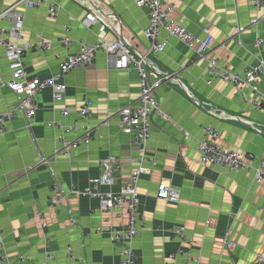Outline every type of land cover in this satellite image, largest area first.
Returning a JSON list of instances; mask_svg holds the SVG:
<instances>
[{"label": "crops", "instance_id": "0c3cea01", "mask_svg": "<svg viewBox=\"0 0 264 264\" xmlns=\"http://www.w3.org/2000/svg\"><path fill=\"white\" fill-rule=\"evenodd\" d=\"M18 1L0 0V13ZM53 1L60 8L53 19L47 17L44 5L28 8L19 4L14 8L23 17L22 41L42 37L52 43L49 50L25 53L29 77L49 78L67 54L78 52L79 42L99 40L98 25L83 24L93 7L114 15L121 34L134 49L146 54L148 11L135 0H87L86 4L78 0ZM167 1L174 4L172 16L181 25L199 36L207 29L214 41L205 57H198L172 37L162 53L147 56L159 70L173 74V79L163 82L156 91L164 116H151L147 152L154 165L145 163L150 172L142 175L137 185L143 226L133 239L136 264H163L166 254L179 247L185 249L187 246L170 232L174 227H183L193 239L191 251L192 256L200 257L198 264H253L255 255L264 250V186L254 182L252 171L228 173L201 164L197 141L202 127L210 124L220 132L219 144L248 154L251 165L264 158V107L252 106L251 90L244 87V99L226 81L206 83L208 58L216 57L239 72L258 57L264 59V43L259 49L254 47L256 37L264 38V17L250 24L256 16L251 0ZM64 25L70 37L68 48L59 42L65 34ZM12 26L11 19L0 17V30ZM105 38H116L113 25L107 27ZM10 70L6 51L0 47V112L16 105L15 93L5 84ZM64 82L66 90L61 101H53L50 90H43L36 99L35 115L28 120L31 125L27 127V119L16 110L7 124L8 131L0 135V264H6L1 260L2 248L11 263L21 254L40 263L45 248L53 252L55 264L120 262L119 247L109 241L107 229L110 225L124 226V213L121 217L104 213L96 200L83 196L72 195L57 207H49L48 200L55 183L65 189L71 183L83 186L89 176L100 174L102 160L108 155L120 161L114 172L113 191L126 181L133 168L128 159L136 156L137 150L132 137L118 127V111L136 102L139 77L134 69L116 68L114 58L97 51L90 65L71 71ZM86 99L92 101L86 124L97 127L103 137L69 147L68 156H62L58 141L62 130L46 122L56 120L61 126L70 125L77 119L75 110ZM62 109H68L69 115L62 116ZM82 134L80 130L71 131L65 137L73 141ZM160 182L178 188L180 202L157 199ZM37 212L42 213L44 228L34 216ZM207 219L214 222L206 225ZM159 227L166 231L159 232ZM224 238L234 242L235 248L226 249ZM68 247L72 257H68ZM175 259L176 264L190 262L186 254Z\"/></svg>", "mask_w": 264, "mask_h": 264}, {"label": "built area", "instance_id": "2783aa9c", "mask_svg": "<svg viewBox=\"0 0 264 264\" xmlns=\"http://www.w3.org/2000/svg\"><path fill=\"white\" fill-rule=\"evenodd\" d=\"M81 3H88L87 0H78ZM140 7H145L148 11V25L144 31L147 41L146 54H142L134 49L127 38H125L119 28V23L115 21L114 15L106 13L101 8L93 7L83 20L87 27L92 24L98 25V37L94 43L79 42V50L74 54H67L59 62L58 71L46 79L29 77L25 69V53L31 50H49L52 43L38 37L35 41H22V22L23 17L18 14L14 8L22 4L28 8L44 5L46 7L47 17L55 18L60 9L53 0H19L12 8L6 9L0 13V17L9 18L13 21L10 30H0V47L6 51V57L10 62V79L6 81V86L15 93L16 105L11 110L0 112V135L8 131L7 124L13 119L16 110H20L27 121L35 115L37 96L45 89L51 92L52 100L61 101L64 97L66 84L65 76L71 71L87 67L91 64L97 51H103L109 57L114 58L115 67L118 69L135 70L139 77V91L135 103L128 104L118 111V127L120 131L132 137L133 145L137 150L136 156L129 157L128 161L133 165L126 181L121 184L118 191H113L115 183V170L119 167L120 161L115 155H108L102 160L103 170L98 175L89 176L83 186L71 183L66 189L59 183L53 185V192L48 200L49 207H57L64 203L68 197L83 196L88 199H94L98 202L99 209L104 213H113L116 217L125 214L124 226L110 225L107 229L109 241L117 244L119 247V264H136V255L133 248V239L142 227L141 217L138 212V190L139 179L144 174H149V167L145 163L154 165L153 158L148 155L147 143L151 137L150 121L153 113L164 116L156 99V91L163 82L172 80L173 74L159 70L148 58L150 54L162 53L167 46V39L172 37L182 43L187 49L193 51L198 57H205L210 49L213 36L207 29H203V35H195L187 28L181 25L173 16L175 6L167 0H135ZM251 7L256 11V16L250 21L255 25L260 18L264 17V0H251ZM114 19L108 22V19ZM113 23V24H112ZM113 28L116 38L106 40L107 27ZM65 34L59 39L61 45L69 47L70 37L68 36V27L63 26ZM165 34V36H162ZM14 38L15 41H12ZM264 43V38L256 37L254 47L259 49ZM207 78L206 83L212 84L214 80L226 81L232 85L239 94L246 99L244 87H248L253 93L249 99L253 107L259 109L264 107V59L258 57L256 62L241 72L233 71L228 66L221 64L216 57L207 59ZM202 104L200 106H205ZM209 110L215 111L210 105ZM92 113V101L86 99L83 104L75 110L77 119L68 126H61L56 120L47 121L49 127H57L62 130L59 135V152L62 156H68L69 147H77L79 144H89L95 139H101L102 133L97 127H89L86 122ZM62 116L69 115L68 109L61 110ZM31 121V120H30ZM27 122V127L31 122ZM106 120L104 124L106 125ZM258 129V128H256ZM80 130L83 134L80 138L69 141L65 133ZM259 130V129H258ZM219 130L208 124L202 127V136L197 141V150L200 157V163L219 167L228 173L239 171H252L253 180L256 184L264 186V158H261L256 165H251L246 153L224 147L219 144ZM157 199L169 203L180 202V190L166 182H160L157 185L155 194ZM40 221L42 228L46 223L42 221V213L35 215ZM213 219H207L205 224L211 225ZM159 232L164 233V228H157ZM96 232H100L97 229ZM170 232L182 241L185 249L179 247L175 252L165 255L163 264H176V256L186 254L189 261L187 264H198L200 257L192 256L191 247L193 239L188 237L183 227H174ZM1 233V230H0ZM3 236L0 234V245L3 243ZM223 245L226 249L235 248V243L223 239ZM1 254V260L6 264H55L53 252L45 248L42 252V261L33 262L24 254L16 257L15 263L8 260L4 248ZM68 257H72L71 248H67ZM30 262V263H29ZM253 264H264V250L255 255Z\"/></svg>", "mask_w": 264, "mask_h": 264}]
</instances>
